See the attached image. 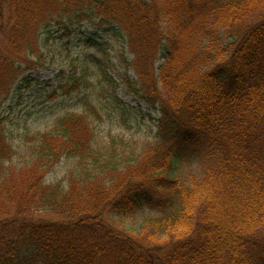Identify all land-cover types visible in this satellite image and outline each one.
Segmentation results:
<instances>
[{
  "label": "trees",
  "instance_id": "16d2710c",
  "mask_svg": "<svg viewBox=\"0 0 264 264\" xmlns=\"http://www.w3.org/2000/svg\"><path fill=\"white\" fill-rule=\"evenodd\" d=\"M62 14L124 34L138 96L162 107L159 142L104 210L99 179L131 162L80 139L83 118L38 138L21 169L3 164L0 132V264H264V0H0V98ZM63 157L80 161L69 190L42 186L39 170ZM194 157L201 175L186 184L175 161ZM145 207L161 216L138 235L116 222Z\"/></svg>",
  "mask_w": 264,
  "mask_h": 264
},
{
  "label": "rangeland",
  "instance_id": "374dc122",
  "mask_svg": "<svg viewBox=\"0 0 264 264\" xmlns=\"http://www.w3.org/2000/svg\"><path fill=\"white\" fill-rule=\"evenodd\" d=\"M221 40L223 46L228 45V40ZM33 52L30 55L26 52L22 60L37 66L23 67L21 75L0 98V132L13 149L12 158L3 164L18 169L28 167L35 161L38 138L54 132L66 119L80 121L83 118L85 121H80L75 128L80 139L86 137L87 144L101 155L120 154L131 162L120 171L109 172L99 179L98 185H102L101 189L107 194L102 206L105 210L107 203L119 193L115 190L120 183L138 180L136 169L143 170L142 166L153 157L150 153L159 142L162 107L138 96L136 91L141 88L132 70L133 56L118 28L62 14L50 19L39 31ZM164 64L159 56L155 66L157 74ZM217 66L218 62H212L200 69L204 73ZM2 137L0 140L6 143ZM78 164V159L63 157L58 163L39 170V183L69 190L72 175L80 169ZM174 167V175L186 184L194 176L201 175L202 167L197 157L175 161ZM160 216L161 213L145 207L135 216L116 222L138 235L146 220ZM103 220L105 224L110 222L108 216Z\"/></svg>",
  "mask_w": 264,
  "mask_h": 264
}]
</instances>
